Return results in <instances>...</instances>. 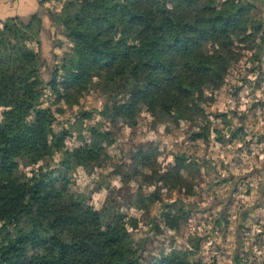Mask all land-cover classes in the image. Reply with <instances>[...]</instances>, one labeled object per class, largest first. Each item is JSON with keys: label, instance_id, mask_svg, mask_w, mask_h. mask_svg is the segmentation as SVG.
Segmentation results:
<instances>
[{"label": "trees", "instance_id": "1", "mask_svg": "<svg viewBox=\"0 0 264 264\" xmlns=\"http://www.w3.org/2000/svg\"><path fill=\"white\" fill-rule=\"evenodd\" d=\"M90 90L103 103L82 108ZM142 111L189 122L188 140L211 150L176 151L163 168L153 145L131 155L126 206L149 220L137 237V217L113 196L94 206L75 180L118 173L104 122ZM199 212L213 214L183 248H146ZM219 233L224 264H264V0H45L0 19V264H219L202 253Z\"/></svg>", "mask_w": 264, "mask_h": 264}, {"label": "rangeland", "instance_id": "2", "mask_svg": "<svg viewBox=\"0 0 264 264\" xmlns=\"http://www.w3.org/2000/svg\"><path fill=\"white\" fill-rule=\"evenodd\" d=\"M49 51L50 45L44 42L42 49L43 55L49 58ZM55 51L60 53V50L56 49ZM79 103L82 108L93 109L94 107H99L101 103H103V98L99 92L90 90L80 99ZM78 108H80V106ZM78 108L76 106L72 108L67 107L60 116L61 119H63V121L70 119L73 113L78 111ZM151 120V116L146 111H142L137 117V123L133 125H129L128 123H124L122 121L104 122V125L107 126L113 133L112 137L114 142L108 146V152L114 158V162L122 163V165L117 169V174H111L109 172L111 170L110 168L101 170L96 168L92 174H87L81 170L76 175L77 178L75 180V190H85L86 195L91 197V202L94 206L99 207L108 197L113 196V199L116 200L115 205H121V208L124 212L133 214L135 217H137L139 226L134 232L137 237L145 235V231L149 230V225L147 224L149 220L146 218L148 215L144 211H137L133 207L129 208L126 206L128 201V191H137L139 186V182H136L135 180H123V174L120 173L124 170H127L131 162V155L134 154L138 149H146L148 146L153 145L160 150V153L157 157V162L163 168L169 161L173 159V154L176 151L182 152L187 150L189 152L191 151V153L201 155L203 150H211L208 148L209 146L205 147L200 140L197 147H194L192 142L188 140L187 137H189V134L193 129V126H191L189 122L181 121L179 122V125H153ZM211 142H214V140ZM106 182H108L110 186L109 188L103 187L106 186ZM147 183L151 182H141L144 192L151 191L155 187V185L152 186L153 182L151 184ZM100 186L102 187L100 188ZM244 194H246V188L242 184L239 186V189L234 196L238 200H244ZM178 196L182 197V194H178V192L174 190L172 195H164L163 197L166 200H172ZM195 198L198 199V197ZM202 199L205 198L202 197ZM202 205H209V202L205 201ZM150 209V216L156 214L158 212L157 204L156 206H150ZM215 209L219 208L216 207ZM213 213H216V210H214ZM213 213L199 212L194 214L191 216L192 219L188 220L187 224L181 226L177 232L167 231L165 235H159L160 237H156L155 240L149 241L146 245V248L153 249V252H156L157 249L162 246L183 248L186 245L187 237L190 235V232L192 230L195 231L194 229H196L198 232L204 230L208 225L205 220H208ZM216 237L217 238H215L213 243H204L202 247L203 256L207 261H210L212 258L211 256H218V262H220L219 264L229 263L227 258L220 255L222 249L228 246V242L224 241L222 238H219L220 233ZM215 246H220V251L216 252V255L214 254Z\"/></svg>", "mask_w": 264, "mask_h": 264}, {"label": "crops", "instance_id": "3", "mask_svg": "<svg viewBox=\"0 0 264 264\" xmlns=\"http://www.w3.org/2000/svg\"><path fill=\"white\" fill-rule=\"evenodd\" d=\"M45 0H0V19L26 16L35 12Z\"/></svg>", "mask_w": 264, "mask_h": 264}]
</instances>
